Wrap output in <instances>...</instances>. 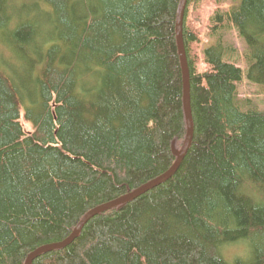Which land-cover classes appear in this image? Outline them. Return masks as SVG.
Returning <instances> with one entry per match:
<instances>
[{
    "label": "trees",
    "instance_id": "1",
    "mask_svg": "<svg viewBox=\"0 0 264 264\" xmlns=\"http://www.w3.org/2000/svg\"><path fill=\"white\" fill-rule=\"evenodd\" d=\"M178 2L0 0V264H24L172 165L186 135ZM193 2V137L177 171L32 264H264V111L240 108L242 69L225 60L237 47L223 41L244 40L246 78L264 85V0L218 8L200 62ZM238 242L248 255L226 261Z\"/></svg>",
    "mask_w": 264,
    "mask_h": 264
},
{
    "label": "water",
    "instance_id": "2",
    "mask_svg": "<svg viewBox=\"0 0 264 264\" xmlns=\"http://www.w3.org/2000/svg\"><path fill=\"white\" fill-rule=\"evenodd\" d=\"M187 0H179L177 10H176V19H175V32H176V44H177V52L180 61L181 74H182V89H183V109L185 116V124H186V135L185 139L179 149L173 150V154L175 156V160L172 165L161 175L155 177L154 179L146 182L145 184L139 186L133 191L114 199L110 202L101 204L99 206L94 207L89 210L78 222L75 228L72 230L71 234L59 242L49 243L42 245L32 252H30L26 258L24 264H32L33 261L39 257L41 254L53 251L56 249H61L71 244L76 237L82 231L84 225L94 216L103 213L107 210H110L119 205L125 204L129 201L134 200L141 194L155 188L156 186L164 183L168 179L172 177V175L177 171L179 165L181 164L186 152L188 151L193 137V120L191 113V105H190V81H189V69L187 63V57L184 47L183 41V20H184V12L186 7Z\"/></svg>",
    "mask_w": 264,
    "mask_h": 264
},
{
    "label": "rangeland",
    "instance_id": "3",
    "mask_svg": "<svg viewBox=\"0 0 264 264\" xmlns=\"http://www.w3.org/2000/svg\"><path fill=\"white\" fill-rule=\"evenodd\" d=\"M240 0H223L219 4L216 0H194L189 8L187 16V24L199 31L200 45L195 49L197 54V60L201 61L202 48L207 47L213 43V38L208 35L209 28L213 25L210 21V16L219 8L220 10H226L230 7L237 5ZM224 43L233 44L237 47V52L234 55V59L229 56L225 57L228 62H234L242 69V79L237 84L238 98L240 107L242 110H246L249 107L256 108L264 111V85H258L252 83L246 78V66L243 60V55L240 53L245 50L244 40L237 37L236 32L233 30L226 31L224 33ZM238 54L240 58L237 60ZM199 68L202 70L204 67L200 64ZM23 128L26 132L31 131V126L28 122L21 118ZM224 258L228 262H232L234 258H246L248 255V245L246 242H238L231 246H227L225 253L223 251Z\"/></svg>",
    "mask_w": 264,
    "mask_h": 264
}]
</instances>
